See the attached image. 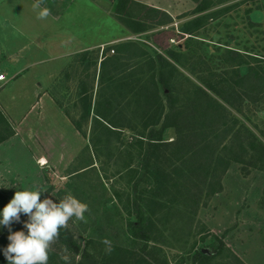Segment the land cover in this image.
I'll return each instance as SVG.
<instances>
[{"label": "rangeland", "instance_id": "rangeland-1", "mask_svg": "<svg viewBox=\"0 0 264 264\" xmlns=\"http://www.w3.org/2000/svg\"><path fill=\"white\" fill-rule=\"evenodd\" d=\"M133 1L165 11L171 24L131 34L116 19L115 0H42L41 8L49 10L43 19L33 10L34 0H0V74L6 78L0 113L15 134L0 143V193L9 201L16 190L39 188L41 198L71 194L88 205L84 220L72 218L66 226L77 251L53 240L50 264H84L85 252L98 260L108 254L106 264H234L230 254L241 264H264V171L244 177L232 164L221 192L198 210L187 240H154L166 209L150 202L146 212L155 229L145 245L132 222L141 198L151 200L154 187L141 182L136 153L131 173L123 170L125 161L115 159L117 152L111 150L112 157L100 150L97 158L92 134L99 63L112 55L103 49L132 40L147 56L164 55L183 43L181 28L199 18L197 36L211 66L224 48L264 58V0H207L208 8L199 13L192 0ZM250 107L245 123L260 138L264 107ZM121 135L129 139L126 131ZM161 138L172 140L173 130L165 129ZM105 239L111 252L105 251ZM196 252L206 257L193 259Z\"/></svg>", "mask_w": 264, "mask_h": 264}, {"label": "trees", "instance_id": "trees-1", "mask_svg": "<svg viewBox=\"0 0 264 264\" xmlns=\"http://www.w3.org/2000/svg\"><path fill=\"white\" fill-rule=\"evenodd\" d=\"M192 1L198 13L210 4ZM114 13L131 34L172 22L165 11L133 0H115ZM200 23L196 18L182 27L183 43L164 55L147 56L141 43L127 40L103 49L102 53L110 50L112 55L103 56L99 63L93 153L98 158L100 150L112 157L117 152L115 159L125 161L123 170L129 173L135 153L141 161V182L154 191L149 193L151 200L141 198L143 205L135 208L132 227L145 245L153 240L155 229L146 212L150 202L166 209L165 222L156 229L154 240L164 245L169 238L187 240L198 210L221 192L222 178L232 164L239 166L244 177L251 170L264 171V133L258 138L245 123L252 112L250 105L264 107V58L224 48L211 66L198 40ZM222 66L223 73H218ZM165 129L173 130L172 140H162ZM123 131L129 139H122ZM11 136L0 113V143ZM8 202L0 193V209ZM22 218L26 216L21 214ZM11 227L17 231L14 224ZM7 235V229L0 227V248L9 243ZM54 240L77 251L67 227ZM198 256L206 257L196 252L192 258ZM84 257V264H106L111 258L106 254L98 260L86 252ZM230 257L234 264H241L234 255ZM0 264H7L3 255Z\"/></svg>", "mask_w": 264, "mask_h": 264}, {"label": "clouds", "instance_id": "clouds-1", "mask_svg": "<svg viewBox=\"0 0 264 264\" xmlns=\"http://www.w3.org/2000/svg\"><path fill=\"white\" fill-rule=\"evenodd\" d=\"M41 2L34 0L32 5L39 19L49 15L47 8H41ZM43 193L39 188L16 190L0 209V227L9 232V243L0 248V255L7 264H47L50 242L57 238L59 230L65 228L72 218L84 220V214L88 211L86 203L71 194L59 200L48 196L41 198ZM21 214L26 216V220H21ZM14 223L22 224V229L13 231L11 226ZM102 242L106 246L105 251L111 252V242L107 239ZM61 259L67 261V257Z\"/></svg>", "mask_w": 264, "mask_h": 264}, {"label": "built area", "instance_id": "built-area-1", "mask_svg": "<svg viewBox=\"0 0 264 264\" xmlns=\"http://www.w3.org/2000/svg\"><path fill=\"white\" fill-rule=\"evenodd\" d=\"M112 53V51H110ZM6 81V78L3 74H0V88L3 86V83Z\"/></svg>", "mask_w": 264, "mask_h": 264}, {"label": "crops", "instance_id": "crops-1", "mask_svg": "<svg viewBox=\"0 0 264 264\" xmlns=\"http://www.w3.org/2000/svg\"><path fill=\"white\" fill-rule=\"evenodd\" d=\"M31 92H32V90H31ZM8 109H9V107L8 106H6ZM15 135V134H14ZM14 135L13 136H11L8 140H6L5 142H9L10 141V139H12L13 137H14ZM43 162V161H42ZM42 164H44V163H42Z\"/></svg>", "mask_w": 264, "mask_h": 264}, {"label": "water", "instance_id": "water-1", "mask_svg": "<svg viewBox=\"0 0 264 264\" xmlns=\"http://www.w3.org/2000/svg\"><path fill=\"white\" fill-rule=\"evenodd\" d=\"M203 252H205V251H203Z\"/></svg>", "mask_w": 264, "mask_h": 264}, {"label": "bare ground", "instance_id": "bare-ground-1", "mask_svg": "<svg viewBox=\"0 0 264 264\" xmlns=\"http://www.w3.org/2000/svg\"><path fill=\"white\" fill-rule=\"evenodd\" d=\"M44 163V162H43Z\"/></svg>", "mask_w": 264, "mask_h": 264}]
</instances>
